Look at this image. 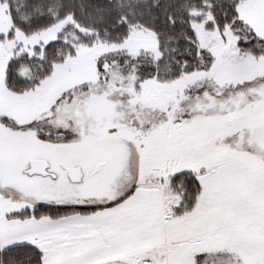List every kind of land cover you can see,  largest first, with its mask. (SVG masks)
I'll return each instance as SVG.
<instances>
[{"label":"snow or ice","instance_id":"obj_1","mask_svg":"<svg viewBox=\"0 0 264 264\" xmlns=\"http://www.w3.org/2000/svg\"><path fill=\"white\" fill-rule=\"evenodd\" d=\"M0 264H264V0H0Z\"/></svg>","mask_w":264,"mask_h":264}]
</instances>
